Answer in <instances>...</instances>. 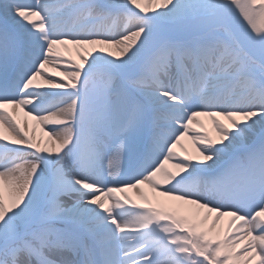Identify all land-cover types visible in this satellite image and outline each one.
Segmentation results:
<instances>
[{
    "label": "snow or ice",
    "instance_id": "obj_1",
    "mask_svg": "<svg viewBox=\"0 0 264 264\" xmlns=\"http://www.w3.org/2000/svg\"><path fill=\"white\" fill-rule=\"evenodd\" d=\"M0 264H264V0H0Z\"/></svg>",
    "mask_w": 264,
    "mask_h": 264
},
{
    "label": "bare ground",
    "instance_id": "obj_2",
    "mask_svg": "<svg viewBox=\"0 0 264 264\" xmlns=\"http://www.w3.org/2000/svg\"><path fill=\"white\" fill-rule=\"evenodd\" d=\"M74 55V54H73ZM37 130H39V129H37Z\"/></svg>",
    "mask_w": 264,
    "mask_h": 264
}]
</instances>
